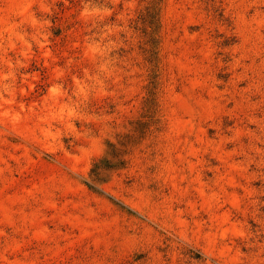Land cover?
<instances>
[{
  "label": "rangeland",
  "instance_id": "rangeland-1",
  "mask_svg": "<svg viewBox=\"0 0 264 264\" xmlns=\"http://www.w3.org/2000/svg\"><path fill=\"white\" fill-rule=\"evenodd\" d=\"M0 264H264V0H0Z\"/></svg>",
  "mask_w": 264,
  "mask_h": 264
}]
</instances>
